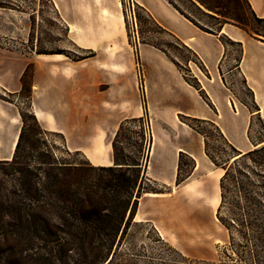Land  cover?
Segmentation results:
<instances>
[{"label":"rangeland","instance_id":"374dc122","mask_svg":"<svg viewBox=\"0 0 264 264\" xmlns=\"http://www.w3.org/2000/svg\"><path fill=\"white\" fill-rule=\"evenodd\" d=\"M166 1L202 28L216 31L224 23L239 28L235 22L239 20L244 30L239 29L245 34L264 37V22L252 17L245 0H203L209 10L198 0ZM110 6L115 17L124 18L121 34L110 47H96L101 45L98 26L95 31L84 32L75 22L69 32V15L89 13L94 21L97 9ZM221 40L231 57L237 58L238 46L228 38ZM85 44L93 47H81ZM146 46L166 53L185 82L196 87L187 69L195 58L133 2L131 5V0L56 4L52 0H0V159L9 152L11 136L10 124L3 129L7 115L2 108L24 116V121L20 118L13 130L14 134L23 130L17 163L0 160V264H247L236 255V245L243 241L237 230L251 238L252 231L246 227L250 221L247 207L253 208L259 202L256 216L260 236L264 238V200L254 195L256 202L252 204L240 200L237 212L232 206L237 200L234 189L228 184L229 192L220 213L230 225L226 229L216 216L219 181L224 168L231 165L246 176L239 178L243 188L264 196V167L254 165L250 159H241L237 165L230 162L235 154L218 128L205 122H186L204 140L206 157L197 159L195 172L194 161L179 155L170 175L160 178L164 184L143 176L155 131L153 117L147 111L148 82L139 55ZM52 55L61 60H52ZM115 55L120 58L115 68L100 62ZM42 66H50L51 73L121 75L128 94L141 107V117L128 120L113 142L114 159L126 165L94 166L81 153L68 151L63 135L46 131L41 120L37 121L39 127L35 124L31 82L36 67ZM107 87L93 82L88 92L93 96ZM248 98L249 94L242 90L239 99L246 102ZM192 130L182 127L177 135L167 128L160 131L166 138L171 136L182 147H188L198 139L197 132ZM247 134L250 141L264 142V125L254 119ZM163 156L167 163L171 162L170 152ZM207 182L213 183L209 204L201 194L183 193L188 185L196 184L199 190ZM150 193L159 196L148 197ZM98 197L114 211L94 215L89 203ZM141 197L146 198V203H141ZM112 219L119 225L118 230H97V226Z\"/></svg>","mask_w":264,"mask_h":264},{"label":"crops","instance_id":"0c3cea01","mask_svg":"<svg viewBox=\"0 0 264 264\" xmlns=\"http://www.w3.org/2000/svg\"><path fill=\"white\" fill-rule=\"evenodd\" d=\"M52 1L56 4L75 0ZM131 1L195 58L192 65L187 66L196 84L193 87L185 82L179 69L163 51L146 46L139 52L148 82L147 111L153 117L155 127L143 176L164 184L160 178L170 175L179 155H187L194 161L195 172L197 159L206 157L203 137L196 133L198 139L191 146L182 147L180 142L172 140L171 136L166 138L160 131L167 128L177 135L182 127L190 129L187 121L211 122L228 144L241 154L264 144L258 140L250 141L247 134L254 119L264 125V37H251L227 23L216 31L210 30L212 34L207 33L179 14L166 0ZM247 1L256 18L264 20V0ZM95 13L97 20L94 21L89 13L69 15L66 21L69 32L75 27V22L77 28L84 32L95 31L94 27L98 26L101 45L96 47H110L112 40L118 38L114 28L117 17L112 13L111 6L97 9ZM221 38H228L238 46L237 58L231 57ZM81 47L93 46L85 44ZM100 62L108 68H115L120 58L115 55ZM50 68L36 67L32 77L31 107L33 114L39 117L36 120H41L46 131L63 135L66 149L81 153L88 163L94 166L112 165L113 142L117 132L128 120L141 117V107L128 94L121 75L117 72L106 75L95 72L90 75L85 71L77 74L51 73L48 71ZM59 69L64 67L59 66ZM93 82L108 87L91 96L88 87ZM242 90L249 94L246 102L239 99ZM2 109L7 115L3 129L8 128L10 117L18 116L19 121L18 113L11 114ZM167 151L172 154L168 163L163 156ZM8 155L7 151L0 160L8 161L13 152L10 158ZM205 185H209L211 192L213 183L207 182ZM140 201L146 203L147 200L141 197Z\"/></svg>","mask_w":264,"mask_h":264},{"label":"trees","instance_id":"16d2710c","mask_svg":"<svg viewBox=\"0 0 264 264\" xmlns=\"http://www.w3.org/2000/svg\"><path fill=\"white\" fill-rule=\"evenodd\" d=\"M203 6H205V8H207L209 10V6L203 2V0H198ZM246 5L252 15L253 18L263 21L261 19L256 18V16L254 15V13L251 10L250 4L247 0H245ZM175 8V7H174ZM177 10V9H176ZM182 16H184L187 20H189L185 15H183L182 13H180ZM191 23H193L194 25H196L197 27H199L201 30L207 32V33H211L210 29H205L200 27L198 24L194 23L193 21L189 20ZM235 22L237 23V25H239L238 27L240 29H243L242 26L243 24L239 21V20H235ZM244 30V29H243ZM23 77L21 78V85L23 86ZM21 121H24V116L19 113ZM32 119L35 122V124L39 127L38 122L35 118L34 115H32ZM191 122H202V121H198V120H191ZM208 123L209 125H211L212 127H214L215 129H217L214 124H212L211 122H205ZM189 125V124H188ZM191 127V129H193L195 132L199 133L200 135H202L200 132H198L192 125H189ZM22 134H23V130L21 129L20 133L18 134V138H17V142L15 144V148L13 151V156L11 159V162L9 161H3L4 163H11V165H15L16 162V155H17V151L19 149V145H20V141L22 138ZM203 136V135H202ZM226 145L229 147V149L235 154V157H237V159L234 160V165L238 164V162L241 159H250L251 162L259 167H264V145H262L261 147L257 148L258 146H254L255 149L250 150L244 154L238 153L231 145L228 144V142L226 140H224ZM113 149H114V143H113ZM233 157V158H235ZM210 161L215 165L218 166L214 159L209 156ZM114 163L115 165H126V164H118L117 161L114 159ZM50 164V163H49ZM48 164V165H49ZM136 164H133V166H135ZM112 169H122V168H109V171H112ZM126 169H130V168H126ZM239 178H246V176L241 173L239 170L234 169L231 165L230 166H226V168H224V173L222 175V177L220 178L219 181V188H220V204L218 206L217 209V218L219 220V222L226 228H229V224H227L225 222V220L220 216L221 210L223 209L224 205H225V200H226V193L229 192V189L227 187V185L229 184L233 189H234V195L236 197V201L234 203L233 208L235 211L239 212L240 211V206H239V201L240 200H247L249 203L252 204V201L256 202L254 197L257 198H263L264 200V196H261L259 194H257V192L255 191H251L248 189L243 188L241 182L239 181ZM252 185V184H251ZM120 187V185L118 186ZM251 193V194H250ZM252 195V196H251ZM254 195V197H253ZM92 205L93 207V213L94 215H99V211H108L111 210L110 207L108 206V204L105 203L104 199H101L100 197H98V199L96 201H93V203H89V205ZM259 205H257L256 203L253 204V208L251 207H247V213L249 215L250 221H248L246 223V227H248L250 229V231H252V235L251 238L249 239L248 237H245L240 230H237L238 233L240 234V238L243 240L241 242V244H237L236 245V250H238V252H236V255L238 256V258L240 260H243L245 263L247 264H264V238H262L263 236H260V225L258 224V217L256 216L258 213V207L260 206V203L258 202ZM127 207V206H126ZM113 210V209H112ZM111 210V211H112ZM114 211V210H113ZM124 213V212H123ZM131 212L129 214V217H131ZM237 224L239 226H241L240 223ZM119 225H117V223H115L114 219H112V221H108V222H104L102 225L100 224L99 226H97V230L98 231H106V229H109L111 231H116L118 230ZM259 232V233H258Z\"/></svg>","mask_w":264,"mask_h":264},{"label":"bare ground","instance_id":"6f19581e","mask_svg":"<svg viewBox=\"0 0 264 264\" xmlns=\"http://www.w3.org/2000/svg\"><path fill=\"white\" fill-rule=\"evenodd\" d=\"M123 25H124V18L121 15V16L117 17L115 22H114V28L116 30L117 37H119V34H121V28H122ZM50 57H51L52 60H60L61 59L60 56H58V55H52ZM18 123H19L18 117L10 119L9 133L11 134V136H10V140L8 142V150L10 149L9 150V155L7 156L8 158H10L12 152L14 151L15 144L17 142L19 131L17 130L16 133L14 134L13 130L18 125ZM236 158L237 157L232 158L230 160V162L234 161ZM183 193L188 195V196H194V195H197V194H199V195L201 194L204 197L205 202L207 204H209V185H207V186L206 185L205 186L202 185L199 188V190H198L196 184H191V185H188L187 187H185L183 189ZM147 196L157 197L159 195L150 193V194H147Z\"/></svg>","mask_w":264,"mask_h":264},{"label":"built area","instance_id":"2783aa9c","mask_svg":"<svg viewBox=\"0 0 264 264\" xmlns=\"http://www.w3.org/2000/svg\"><path fill=\"white\" fill-rule=\"evenodd\" d=\"M131 5H132V1H131ZM144 136H145V132H144Z\"/></svg>","mask_w":264,"mask_h":264}]
</instances>
